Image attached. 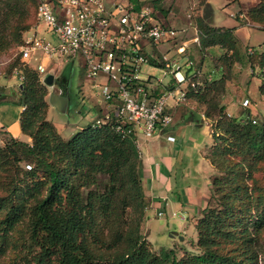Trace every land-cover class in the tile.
I'll return each mask as SVG.
<instances>
[{
  "label": "trees",
  "instance_id": "16d2710c",
  "mask_svg": "<svg viewBox=\"0 0 264 264\" xmlns=\"http://www.w3.org/2000/svg\"><path fill=\"white\" fill-rule=\"evenodd\" d=\"M168 1L176 0H154L155 9L163 12ZM243 19L264 31V0ZM194 23L198 53L211 56L213 69L190 76L185 92L211 123L214 142L205 158L215 175L191 249L180 259L158 254L143 234L148 202L135 132L118 130L111 117L64 138L48 118L51 92L36 69L16 60L5 78L20 81L15 103L24 108L20 126L29 141L0 131V261L11 255L7 264H264V119L239 120L224 104L234 67L244 60L253 74L259 69L264 98V48L245 59L234 29L204 16ZM38 25L37 0H0V54L23 46ZM214 48L223 54L212 55ZM214 71L218 79L210 77Z\"/></svg>",
  "mask_w": 264,
  "mask_h": 264
},
{
  "label": "built area",
  "instance_id": "2783aa9c",
  "mask_svg": "<svg viewBox=\"0 0 264 264\" xmlns=\"http://www.w3.org/2000/svg\"><path fill=\"white\" fill-rule=\"evenodd\" d=\"M154 13L151 5L137 8L129 0H37L39 25L24 35V44L19 48L21 60L37 70L44 84L52 74V63L60 61L73 68L82 57L89 91L110 109L97 124L114 117L118 130L127 126L136 135L137 130L154 135L172 124V106L188 102L185 87L190 76L196 74H184L177 65L180 59L171 64L160 55L159 43L178 46L177 55L183 56L189 41L181 37L182 31L159 25ZM248 53L252 54L253 49ZM32 58L40 61L37 67L30 65ZM45 59L48 64L43 63ZM160 62L172 74L173 84L158 94L151 78L143 77V66L157 67ZM46 87L50 92L61 91ZM248 105L249 101H244L243 106ZM168 140L174 142L175 138Z\"/></svg>",
  "mask_w": 264,
  "mask_h": 264
},
{
  "label": "rangeland",
  "instance_id": "374dc122",
  "mask_svg": "<svg viewBox=\"0 0 264 264\" xmlns=\"http://www.w3.org/2000/svg\"><path fill=\"white\" fill-rule=\"evenodd\" d=\"M146 3L154 6V0H144ZM260 0H239L235 4L228 5L225 0H210V4L206 8V5L201 6L199 0H176L174 3L165 2L163 5V14L158 11V15H164L163 18H167L171 26L179 31V29H188L189 23L191 21L194 23V19L197 16H204L209 18V23L212 26L224 27L227 29H234L235 36L239 41L240 51L245 59H247V53L249 49H261L260 47L264 45V31L258 29L256 25L251 23H245V19L239 17L241 10L247 9L258 4ZM109 9L111 3L106 2ZM208 9L207 15H204L205 10ZM246 11V10H244ZM161 13V14H160ZM35 10L31 9L29 23L34 21ZM242 19V20H241ZM241 21V29H237L239 22ZM159 25L165 24L163 21L158 23ZM190 36H192L191 29L189 30ZM158 50L162 56H165L171 64L176 60L175 46L172 43H159ZM193 51L186 53L180 57L179 67L182 68L184 74L192 75L195 70L187 64L192 63V66L198 67L201 65L200 59L198 57L199 53L197 47L192 48ZM194 53V54H193ZM41 55L37 53L36 56ZM22 62L20 58L19 47H13L7 52L0 54V80L5 78V71L14 61ZM194 60V61H193ZM208 58L204 67L208 73L212 71V63ZM243 64H236L234 67V78L229 84L227 99L224 101L228 113L236 117L239 120L245 119L247 116L259 121L264 119V98L259 93V85L261 84V79L259 77V69H256L252 73V68L244 60ZM30 65L37 67L40 61H36L32 58ZM60 61H55L49 68V73L55 74L56 77L61 78L65 74L69 73V67L60 64ZM194 63V64H193ZM203 63V62H202ZM173 69H176L174 67ZM143 74H147L153 77V82L155 84H163L164 87L169 86L173 83V76L170 71L164 68H153L148 65L143 66ZM71 105L69 112L67 114H61L55 110L50 111V120L58 125L62 132V136L66 139L71 138L73 135L70 134L73 126H79L81 129L86 128L89 125L97 123L100 118L101 113L105 108L106 104L103 103L101 99L95 94L89 91V80L86 78V67L85 60L79 57L76 62V66L73 67L71 72ZM214 77L219 78L220 74L214 71ZM153 83V84H154ZM17 85V84H16ZM17 89V86H15ZM57 94V93H56ZM244 98L249 99V105L243 106L242 101ZM244 103V101H243ZM188 104V102L186 103ZM185 104V105H186ZM247 110L242 111V106ZM187 107L193 108L197 107L196 104L190 103ZM85 112L81 114V110ZM87 112H86V111ZM181 124H185L182 121ZM186 132H190L192 138H199L201 136L200 144L194 145L186 144L185 150L187 155L193 159V167L195 168L193 174L196 182L202 183V176H206V181L208 180L211 184L212 177L215 172L212 168L211 163L206 160L203 156V150L210 145L213 139L211 134V128L209 125H204L199 130L188 129ZM146 136L143 132L137 130V137L143 138ZM151 139H160L159 134L148 135ZM23 140L27 138L22 136ZM204 141V142H203ZM203 157V164L200 162L198 157ZM264 175V174H263ZM207 192L209 191V185L206 187ZM148 208L146 211V220L143 225V234L148 236V240L151 242L154 251L162 255H170L171 258L180 259L183 256L185 250H190L192 243L197 241V230L196 221L194 220V215L189 211H184L181 205L170 204L164 213L153 210L149 207L152 203V199L147 197ZM176 214L174 216L173 214ZM185 216V219H183ZM176 234L174 238L172 235ZM264 248V239H263ZM11 255L0 261V264H7L8 259Z\"/></svg>",
  "mask_w": 264,
  "mask_h": 264
},
{
  "label": "crops",
  "instance_id": "0c3cea01",
  "mask_svg": "<svg viewBox=\"0 0 264 264\" xmlns=\"http://www.w3.org/2000/svg\"><path fill=\"white\" fill-rule=\"evenodd\" d=\"M238 1L239 0H237L236 2ZM235 3H231V4H235ZM209 4H210V0H206V8L208 7ZM231 4L228 3V5ZM142 5H150V4L146 3V1L144 0H141V2L138 5H136V7L140 8ZM152 7L155 12L154 13L155 18L159 22L163 21L165 23L164 25L173 28L171 24L168 22V19L163 18L164 17V15H162L163 13L160 11L162 14L160 13L161 15H158L159 14L158 10L155 9V6ZM249 8L247 9L243 8V10H241V12L239 13V17L244 18L245 15L244 10H248ZM207 13H208V9L205 10L204 15H207ZM240 23L241 21L239 22V26L237 27V29L242 28L241 26L243 25H241ZM43 28L44 27L41 26L40 30L42 31ZM190 29L192 31V36H190L189 33ZM179 31H182L181 37L183 36L182 37L183 39L189 41V49L187 50L186 53L193 51L192 48L197 47L199 45V37H198V41L196 40L198 35V30L193 26V24L190 21L188 29L186 30L179 29ZM177 48L178 46H175L176 50ZM260 48L263 49L264 45L261 46ZM209 52L215 56H220L223 54V51L219 48L211 49ZM180 57L182 56L176 54V59H180ZM198 57L200 59V62H203L201 63V69L198 70V68L195 67V65L192 66V64L191 67L196 72L201 70L202 72L207 73L204 67V63L208 58L210 59L211 56L205 55V57L203 58L199 54ZM43 63L48 64L49 62L45 59ZM153 68H159V67L157 66ZM162 68H164V65ZM72 69H73L72 67H69V70L71 72ZM143 77L144 78L150 77L153 82L152 76L143 74ZM210 77L215 78L214 72H212ZM19 85H20V81L17 77H14L12 79L4 78L3 80H0V89L1 88L3 89L0 92V131L5 133V135L12 136L15 139L23 140L22 136L24 135L22 133L20 126V116L24 108L18 106L15 103V99H16L15 97L17 95L16 94L17 89H15V86L18 87ZM171 85L164 87L163 84H161V82L159 84L154 83V86L158 88L157 89L158 94L163 93L167 88H172ZM227 97L228 96L226 95L224 101L227 99ZM246 100L250 101L247 98L243 99V101ZM185 104L172 106L170 108L169 113L173 118V122L170 126L163 127L159 132L156 133L159 134L160 139H151L148 138L146 135L143 138L142 137L138 138L137 147L140 152L141 160H142V180H143L144 192L146 198L150 197L152 199V203L149 204L151 206L149 207H152L153 210L164 213L167 210V207L170 206V204L181 205L184 211H189L192 213V215H194L193 217L194 220L196 221V219L200 216L201 211L207 205V199L209 198L210 195L211 184L208 180L207 181L205 180L206 179L205 175L202 176V183H198L195 180L193 174L195 168L193 167L192 164L193 159L189 155H187L186 153L187 151L185 150V148H186V144L187 143L189 144V142H192L190 144L201 145L200 140L202 138L201 136L199 138H192L191 135H189L190 132H186V131L188 129L199 130L204 125H209L211 128V123L206 119L204 115V111L201 108L197 106L189 109L187 105L189 106L190 103L188 102V104L186 105ZM247 109L248 108L245 109L242 106L241 110L245 111ZM52 110L57 111L50 104V108L48 111V118L50 111ZM109 110H110L109 108H105V110H103V112L101 113L100 118L102 116L105 117ZM84 113L85 112L82 109L81 114ZM182 121L185 122L184 125L181 124ZM55 126L58 128V130L62 135V132L59 129L58 125L55 124ZM80 130L81 128L79 126H73L70 134L73 135ZM212 133L213 131L211 128V134ZM168 137H174L175 141L174 142L169 141ZM23 141H29V139L27 138L26 140ZM1 142L2 141L0 139V144ZM213 142L214 140L212 139L211 144L210 145L207 144V147L203 150L204 158H205V150L208 147H210L213 144ZM198 159H200V162L203 164L202 161L203 157L200 156L198 157ZM207 185H209L208 192L206 190ZM173 215L176 216L175 213ZM183 219H185V216H183Z\"/></svg>",
  "mask_w": 264,
  "mask_h": 264
},
{
  "label": "water",
  "instance_id": "95a60500",
  "mask_svg": "<svg viewBox=\"0 0 264 264\" xmlns=\"http://www.w3.org/2000/svg\"><path fill=\"white\" fill-rule=\"evenodd\" d=\"M44 84L52 89L56 87L61 91L63 90V84L60 79H55L54 75L52 74H49L44 79ZM49 102L61 114H67L70 109V99L68 97L56 94L55 92H51L49 96ZM175 236L177 235H172V238H174Z\"/></svg>",
  "mask_w": 264,
  "mask_h": 264
},
{
  "label": "flooded vegetation",
  "instance_id": "af4514ba",
  "mask_svg": "<svg viewBox=\"0 0 264 264\" xmlns=\"http://www.w3.org/2000/svg\"><path fill=\"white\" fill-rule=\"evenodd\" d=\"M71 71L69 70V73L65 74L64 76H61L60 81L63 84V90L62 91H56L57 94L68 97L71 102ZM64 79V81H63Z\"/></svg>",
  "mask_w": 264,
  "mask_h": 264
}]
</instances>
